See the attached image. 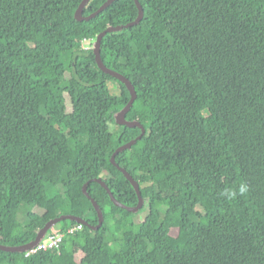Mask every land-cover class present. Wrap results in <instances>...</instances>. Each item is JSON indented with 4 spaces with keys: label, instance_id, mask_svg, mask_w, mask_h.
<instances>
[{
    "label": "trees",
    "instance_id": "16d2710c",
    "mask_svg": "<svg viewBox=\"0 0 264 264\" xmlns=\"http://www.w3.org/2000/svg\"><path fill=\"white\" fill-rule=\"evenodd\" d=\"M82 1L0 0V245L61 215L97 226L86 182L104 222L59 250L0 251V264H264V0H138L141 22L102 39V61L137 94L126 119L145 129L115 159L142 218L92 181L137 205L110 158L141 131L115 123L130 93L84 46L138 9L116 0L78 22Z\"/></svg>",
    "mask_w": 264,
    "mask_h": 264
},
{
    "label": "water",
    "instance_id": "95a60500",
    "mask_svg": "<svg viewBox=\"0 0 264 264\" xmlns=\"http://www.w3.org/2000/svg\"><path fill=\"white\" fill-rule=\"evenodd\" d=\"M89 0H83L80 5L78 6V8L75 10L74 12V18L76 21L81 22V21H89L90 19L94 18L96 15H98L99 13H101L102 11H104L105 9H107L114 1L116 0H107L96 12L91 13L88 16H85L83 14V9L86 6V4L88 3ZM135 5L138 9V15L137 18L132 21L129 22L128 24L125 25H118V26H108L106 29H104L97 37L96 40L94 41L93 45H92V52L95 58V62L97 67L105 74H108L110 76H112L113 78L119 80L120 82H122L125 87L127 88V90L130 93V100L127 103V105L122 108L116 115H115V123L117 125H123L126 126L128 128H138L141 131V134L135 139L132 140L130 142H127L121 146H119L115 152L112 154L111 158H110V162L112 165H114L123 175L124 177L128 180V182H130L131 186L133 187V189L136 192L137 198H138V202L136 206H132V207H128L123 205L122 203H120L119 201L116 200V198L114 197V195L111 193L110 189L108 188V186L105 184V182L101 179H92V181L98 183L99 185H101L106 192L108 193L111 202L119 208H122L124 210H126L127 212L133 213V214H137L141 209H143L144 207V199L142 198L141 195V191H140V187L139 184L136 180H134V178L128 173V171L122 167H120L116 162V156L119 155L120 153L124 152L125 150L130 149L133 145L136 144V142L138 140H140L142 138V136L145 133V129L143 127V125L137 121V120H133V121H129L126 119L128 112L130 111L133 103L136 100L137 94L135 91L134 86L132 85V83L128 80V78H126L125 76H123L122 74L108 68L105 63L102 61L101 59V43H102V39L104 38V36H106L108 33H113V32H119L124 28H129L132 26H136L138 25L143 16H144V10L141 6V4L139 3L138 0H134ZM88 183L86 182L83 185L82 191L83 194L91 201L96 213H97V217H98V224L95 227H92L90 224H88L84 219H82L81 217H78L76 215H61L59 217H55V218H51L50 220H48L45 225L37 232L36 237L33 241L21 245V246H4V245H0V251L2 252H8V253H19V254H24L27 253L28 251L34 249L35 247L38 246V244L46 237V235L48 234V232L54 230L55 226L64 221V220H69L72 221L74 223H78V224H83L85 225L87 228H90L92 230H98L103 222H104V214L103 211L101 209V207L98 205V203L88 194L87 189H88Z\"/></svg>",
    "mask_w": 264,
    "mask_h": 264
},
{
    "label": "built area",
    "instance_id": "2783aa9c",
    "mask_svg": "<svg viewBox=\"0 0 264 264\" xmlns=\"http://www.w3.org/2000/svg\"><path fill=\"white\" fill-rule=\"evenodd\" d=\"M85 225L75 223L74 226L69 227L64 232H56L54 230L48 232L46 237L38 244L37 247L25 253V256H30L40 251L59 250L65 237L72 236L77 232H82Z\"/></svg>",
    "mask_w": 264,
    "mask_h": 264
},
{
    "label": "rangeland",
    "instance_id": "374dc122",
    "mask_svg": "<svg viewBox=\"0 0 264 264\" xmlns=\"http://www.w3.org/2000/svg\"><path fill=\"white\" fill-rule=\"evenodd\" d=\"M93 43H94V41L85 42V43H84V46H85V48H87V47H92ZM179 178H180V177H179ZM181 178H182V177H181ZM50 211H51V206H50ZM145 212H146V209H141V210L136 214V217H137V218H142V217H144ZM50 215H52V214H50ZM77 255H78V254H77Z\"/></svg>",
    "mask_w": 264,
    "mask_h": 264
},
{
    "label": "clouds",
    "instance_id": "9594fccd",
    "mask_svg": "<svg viewBox=\"0 0 264 264\" xmlns=\"http://www.w3.org/2000/svg\"><path fill=\"white\" fill-rule=\"evenodd\" d=\"M242 191H244V189H243V188L241 189V192H242ZM24 254H25V253H24Z\"/></svg>",
    "mask_w": 264,
    "mask_h": 264
}]
</instances>
